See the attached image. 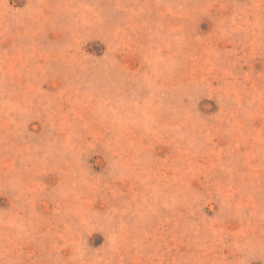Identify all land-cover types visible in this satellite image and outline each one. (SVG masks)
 <instances>
[{"label": "rangeland", "instance_id": "1", "mask_svg": "<svg viewBox=\"0 0 264 264\" xmlns=\"http://www.w3.org/2000/svg\"><path fill=\"white\" fill-rule=\"evenodd\" d=\"M0 264H264V0H0Z\"/></svg>", "mask_w": 264, "mask_h": 264}]
</instances>
